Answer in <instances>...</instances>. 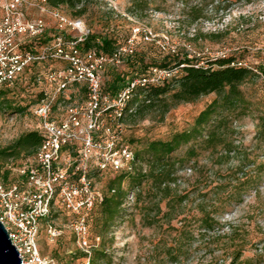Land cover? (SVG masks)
I'll return each mask as SVG.
<instances>
[{"label": "rangeland", "instance_id": "374dc122", "mask_svg": "<svg viewBox=\"0 0 264 264\" xmlns=\"http://www.w3.org/2000/svg\"><path fill=\"white\" fill-rule=\"evenodd\" d=\"M33 3L35 6L26 9L27 16L43 18L50 39L56 24L51 10L83 20L91 33L116 39L120 47L140 27L141 33L134 38L137 57L131 60H142L143 65L159 63L167 53L186 46L191 56L200 58L201 65L235 56L238 65L255 73L241 86L244 103L221 114L227 119L221 132L233 151H225L228 146L208 148L201 137L182 146L171 156L176 182L169 196L151 182L136 188L126 182L129 195L120 217L105 230L100 215L91 229L93 235L102 237L98 248L83 252L67 226V217L61 214L54 223L63 234L50 241L41 231L42 253L59 264H89L96 251L106 254V260L98 264H264V75L260 74L264 68V0H92L81 17H75L66 6L54 9L44 0ZM193 10L202 11L205 18L189 25ZM196 31L202 38L191 42ZM128 60L126 57L118 73L131 72ZM142 64L136 67L143 69ZM107 74L105 83L116 73ZM215 98V94L202 96L172 107L166 114L147 109L124 122L125 139L137 152L148 141L169 140L175 133L190 130ZM30 108L21 115L0 113V149L34 130ZM190 149L196 156H188ZM139 159V170L147 171V162ZM24 161L23 156L10 160L2 170L9 169L14 178ZM107 179L103 176L97 182L103 192ZM207 217L214 220L213 229L205 226ZM236 254L240 259L235 263Z\"/></svg>", "mask_w": 264, "mask_h": 264}, {"label": "built area", "instance_id": "2783aa9c", "mask_svg": "<svg viewBox=\"0 0 264 264\" xmlns=\"http://www.w3.org/2000/svg\"><path fill=\"white\" fill-rule=\"evenodd\" d=\"M30 6H35L33 0H0V89H11L37 65L34 84L44 91L30 108L33 131L42 141L18 168L21 181L0 182V222L21 264H58L42 253L41 231L50 241L58 240L63 230L54 218L63 214L83 252L89 254L101 245L102 237L90 231L92 213L104 196L98 179L114 180L139 170L140 161L124 135V122L144 103L133 99L140 89L163 84L180 69L151 68L143 76L127 77L123 90L105 92L107 73L121 70L126 57L134 54L140 27L134 28V37L125 46L105 53L82 46L91 34L83 20L50 10L55 33L49 43L34 44V39L47 35V22L29 19Z\"/></svg>", "mask_w": 264, "mask_h": 264}, {"label": "trees", "instance_id": "16d2710c", "mask_svg": "<svg viewBox=\"0 0 264 264\" xmlns=\"http://www.w3.org/2000/svg\"><path fill=\"white\" fill-rule=\"evenodd\" d=\"M90 1L92 0H46V4L54 9L66 6L74 12L75 17H81L86 13ZM203 18L205 16L202 11L193 10L189 17V25H193ZM193 35V38L190 39L191 42L202 38L199 31H196ZM49 41L50 38L47 34L43 38L34 39L32 43L45 44ZM82 46L86 49L96 48L99 51L111 53L122 44L117 42L116 39L100 37L91 33ZM131 57L136 58L137 56L133 54L127 61V68L131 72L118 73L119 70H111L116 74L112 75L111 80L104 84L105 92L116 93L123 90L127 77L143 76L151 68L180 69L181 72V74L174 76L163 84L151 85L147 91L140 89L133 100H138V97L142 95L141 101L144 103L140 105L133 117L140 115L147 109H158L166 114L172 107L182 103H193L200 97L210 94H215L216 98L199 113L190 130L175 133L166 141H148L140 152L135 151L137 160L142 157L147 162V171L138 170L134 174L121 173L114 180H109L106 183L103 200L92 213L90 219L91 234V229H93L100 215L103 217V228L105 230L111 228L114 221L120 217L129 195V191L124 189L126 182L129 187L134 188L140 187L146 182H151L154 187L164 193V196H169L171 185L176 182L174 176L175 163L172 161L171 156L182 146L198 141L201 137L208 148L216 149L218 146H228L225 151H233L231 146L225 142L221 132V128H224L227 123V119L221 114L225 111L238 109L244 103L241 86L246 80L255 75L252 69L238 65L239 62L235 56L210 59L206 61L205 65H201L200 58L196 54L191 56L186 46L180 50L174 49L173 52L167 53L161 62L151 65H143L142 60H131ZM140 62L143 69L136 67ZM42 69L44 70V67ZM39 70V66H31L25 76L22 77V80L11 89H0V113L21 115L27 112L29 107L43 96L44 91H41L34 84V78ZM260 74L264 75V68ZM146 101H150L149 104H146ZM211 123H213L212 128L206 129ZM262 131L264 132V121ZM41 141L42 136L38 132L30 131L22 134L9 146L0 149L1 183L7 184L23 179L18 173L14 178H10V170H2L3 164L21 156L25 159L30 157ZM188 156H196L195 150L190 149ZM205 226L208 229H213L215 226L214 220L207 217ZM85 257L87 256L85 255ZM233 258V262L236 263L240 259V254H236ZM105 260L106 254L102 251H96L93 257L90 258L89 264H98L100 261Z\"/></svg>", "mask_w": 264, "mask_h": 264}, {"label": "water", "instance_id": "95a60500", "mask_svg": "<svg viewBox=\"0 0 264 264\" xmlns=\"http://www.w3.org/2000/svg\"><path fill=\"white\" fill-rule=\"evenodd\" d=\"M22 258L0 222V264H21Z\"/></svg>", "mask_w": 264, "mask_h": 264}]
</instances>
